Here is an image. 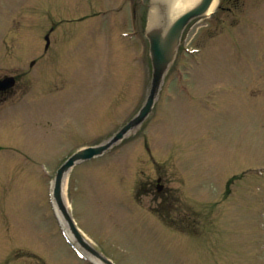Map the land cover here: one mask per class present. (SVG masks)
<instances>
[{"label":"rangeland","instance_id":"obj_1","mask_svg":"<svg viewBox=\"0 0 264 264\" xmlns=\"http://www.w3.org/2000/svg\"><path fill=\"white\" fill-rule=\"evenodd\" d=\"M5 1L11 16L2 24L0 9V43L7 27L22 24L20 15L12 19L11 12L23 3L28 6L42 0ZM131 1L49 0L50 7L40 18H36L32 6L27 7L31 13L27 11L24 16L32 20V26L39 21L57 24L58 34L64 36L59 44L69 41L70 47L69 53L66 50L67 54L61 52L51 60L54 67L64 71L53 85L64 88L62 93L36 96L21 103L12 114L0 117L6 121L0 123L3 251L19 244L18 248H28L47 263L86 264L74 257L62 237L50 232L53 215L44 178L45 173L52 172L61 149L76 148L84 142L81 137L93 141L107 134L135 111L143 88V48L134 38L125 41L119 37V32L130 26ZM101 8L107 12L96 25L93 21L75 22L71 17L91 16ZM143 12V8L138 10L139 21ZM255 15L264 28V7ZM211 21L193 24L183 42L203 48L202 53L194 56L180 52L177 65L190 71L197 66V57L201 59L203 55L201 64L191 73L192 79L187 78L193 85L184 93L169 90L163 94L150 124L125 142L119 153L106 154L74 168L70 193L75 216L116 264H264V218L255 214L256 203L257 212L263 214L258 209L260 200H264V179L254 174L246 181L241 176L231 186V194L223 196V184L233 174H243L239 170L246 165L264 167V29L259 38V33L245 26L243 55L229 44H212L228 38L225 27L215 36H207ZM39 35L38 28L34 32L10 33L8 38H12L15 51L1 52L8 58L0 56V72L17 71L36 56ZM230 48L233 55L229 54ZM258 51H262L260 59ZM109 106L117 108L113 111ZM44 113L50 114L52 121L46 118L36 125L33 120ZM144 140L157 163L149 162ZM157 171L163 174L168 187V202L162 205L144 197L141 215L136 204L127 210L121 198L130 200L133 196L136 174L147 178ZM252 186L259 193L252 189L248 193ZM209 205L212 209L207 208ZM161 206L173 212L174 217H185L186 229H190L187 224L192 220L186 217L194 215L198 223L203 222L199 226L201 236L180 237L177 242L174 238L170 242L162 240L151 217ZM231 217L233 238L238 243L229 236L231 232H226ZM256 221L262 228L259 233ZM156 225L161 232H172ZM7 264L23 263L21 259L8 258Z\"/></svg>","mask_w":264,"mask_h":264},{"label":"water","instance_id":"obj_2","mask_svg":"<svg viewBox=\"0 0 264 264\" xmlns=\"http://www.w3.org/2000/svg\"><path fill=\"white\" fill-rule=\"evenodd\" d=\"M199 11V8L186 13V14H180L178 15L172 22L170 27L168 28V31L165 33L161 27L151 28L147 32V35L150 39V53L153 60V68H154V83L157 85L159 77L163 74L165 67L170 63L172 60L173 54H174V47L178 40V36L180 33V30L182 29L186 19ZM147 108H143L140 115H144ZM141 118V117H140ZM139 118V119H140ZM137 119V118H136ZM137 120H133L130 122L127 126H125L120 132L116 134V136L107 144L102 145L100 147L96 148H88L84 149L82 151H79L77 154L73 155L71 158L68 159V161L65 163L64 166L58 171L57 179H56V188H55V196L57 198L58 204L61 208V210L64 211L63 207L60 203V185L62 181L63 171L65 167L70 166L75 162L76 158H86L94 155L95 153H101L103 150H105L108 146H110L114 141H116L118 138L122 136V134L130 127L132 126ZM65 213V211H64ZM76 234V233H75ZM77 235V234H76Z\"/></svg>","mask_w":264,"mask_h":264},{"label":"bare ground","instance_id":"obj_3","mask_svg":"<svg viewBox=\"0 0 264 264\" xmlns=\"http://www.w3.org/2000/svg\"><path fill=\"white\" fill-rule=\"evenodd\" d=\"M192 1H193V0H174V1H172V3H171V8H172V10H173L174 8L177 9V10H180V9L185 8V7H186V4H189V3H191ZM215 3H216V1H214V2L212 3V5H211V7H210L209 10H212V9L214 8ZM64 201H65V200H64ZM57 215H58L60 221L62 222V224L65 226V224H64V222H63L61 216L59 215L58 211H57Z\"/></svg>","mask_w":264,"mask_h":264}]
</instances>
